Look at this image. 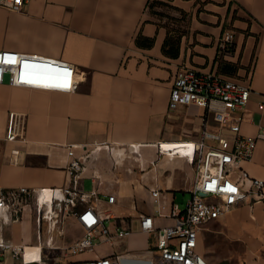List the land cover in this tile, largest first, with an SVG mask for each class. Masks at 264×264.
Wrapping results in <instances>:
<instances>
[{"label": "crops", "instance_id": "1", "mask_svg": "<svg viewBox=\"0 0 264 264\" xmlns=\"http://www.w3.org/2000/svg\"><path fill=\"white\" fill-rule=\"evenodd\" d=\"M152 1L33 0L20 13L0 7V51L73 65L79 82L72 92L13 87L7 78L0 85V191L65 187L68 147L77 146L78 156L88 153L83 188L91 180L88 193L96 192L97 209L105 213L102 205L110 206L119 214L106 212L130 219L133 230L122 240L127 242L123 251L116 249L120 240L96 245L99 257L144 254L153 237L140 231V218L154 217L157 228L171 226L177 194H190L194 185L196 171L186 158L162 155V144L166 152H182L173 144L197 141L203 131L204 110L169 108L178 73L188 69L246 83L252 94L242 134L255 136L264 127V110H259L264 102V0H160L175 8L171 17L187 15L175 23L152 15ZM167 26L186 31L178 58L163 53ZM226 32L234 34V49L220 59ZM140 34L154 40L151 48L137 46ZM12 112L26 119L24 140L14 143L6 141ZM210 119L209 127L215 124ZM13 150L19 151L17 163L11 160ZM244 168L264 181L263 141ZM153 190L160 191V204ZM110 195L116 197L114 205L107 202ZM27 216L28 205L6 227L12 230L10 236L4 231L8 242L28 245L19 232ZM198 252L214 264H264V203L237 207L209 223Z\"/></svg>", "mask_w": 264, "mask_h": 264}, {"label": "built area", "instance_id": "2", "mask_svg": "<svg viewBox=\"0 0 264 264\" xmlns=\"http://www.w3.org/2000/svg\"><path fill=\"white\" fill-rule=\"evenodd\" d=\"M33 0H0V7L20 13ZM264 27V23H263ZM235 38L226 32L219 43V53L226 56L234 49ZM13 87L38 88L54 91H76L79 82L73 65L45 59L37 55L0 51V85L6 78ZM67 85V86H64ZM252 89L236 79L216 74H199L183 70L173 80L169 108L176 111L180 106H196L205 111L203 131L197 141L187 142L191 146L196 177L190 191L191 197L184 210L172 205L169 216L174 220L168 227L157 228L152 216L140 218V231L151 235L152 243L144 254L130 252L113 253L99 257L96 245H114L133 233L131 221L117 218L111 212H101L93 204L97 194L83 188L82 174L89 154L76 155L77 146L68 147L69 164L66 168L68 184L62 188H49L52 194L62 192L63 199H55V210L71 214L84 232L83 237L65 248L67 264H214L198 252L199 237L206 226L241 206L264 203V181L254 178L244 165L252 161L259 142H264V127L255 136L242 134L244 111L250 101ZM264 110V102L259 105ZM212 117L216 127H209ZM26 119L23 115L10 113L6 130V141H23ZM190 157V156H189ZM19 151L13 150L11 160L18 162ZM46 189L31 191L28 188L0 191V264H6L10 256L15 264L43 263L44 249H57L47 241L42 245V257L28 262L25 247L16 246L4 237L6 227L18 220L25 206ZM152 197L160 204V191L153 190ZM109 205L116 203L115 196H108ZM164 209V207L162 208ZM37 224L40 228L50 221L36 207ZM162 216V215H161ZM54 232V231H53ZM41 245V244H40ZM87 256V257H83ZM69 257H76L70 261Z\"/></svg>", "mask_w": 264, "mask_h": 264}, {"label": "rangeland", "instance_id": "3", "mask_svg": "<svg viewBox=\"0 0 264 264\" xmlns=\"http://www.w3.org/2000/svg\"><path fill=\"white\" fill-rule=\"evenodd\" d=\"M165 14H169L168 9H160ZM167 19V18H164ZM167 23L169 21L165 20ZM7 81H9L7 77ZM210 123H213L211 119H209ZM217 126V124L210 125L211 127ZM92 189V182L91 180L87 179L84 181V190L86 192H89ZM191 194L185 193V192H179L177 194L176 202L179 204V207L184 210L186 208L187 202L190 199ZM104 202V198H101ZM103 211H113L116 214H119L118 211L111 208L110 206L103 204L102 205ZM56 220H59V226L58 228L52 233V235L55 237V246L61 247V250H55V249H44L43 256L45 257L43 260V263H37V264H67V251H64L65 248L69 247L72 243L83 237L84 232L81 229V227L77 224V222L74 220L71 214L67 215L65 210L62 212H59V217L55 218ZM48 226L47 224L43 225L41 227V240L39 238L40 235V228L37 224V214H36V206H35V199H32L28 203V216L25 218L23 222V226L21 228L22 239H24L25 242H28V245L26 246V260H37L40 257H42V248H37L38 245L45 246L47 243V237L49 235L48 232ZM19 233V234H20ZM9 236L12 234V230H8V228L5 229V235ZM127 246V242L122 241L119 242L116 246V249L118 251H123ZM87 257V256H83ZM6 264H15L14 261L10 256L6 257ZM17 264H22L21 262H18Z\"/></svg>", "mask_w": 264, "mask_h": 264}, {"label": "trees", "instance_id": "4", "mask_svg": "<svg viewBox=\"0 0 264 264\" xmlns=\"http://www.w3.org/2000/svg\"><path fill=\"white\" fill-rule=\"evenodd\" d=\"M168 9V10H175L174 7H172L169 3L165 1H160V0H154L150 2L149 4V11L152 15L158 16L159 18H167L169 21L172 22H178L187 17V15L183 12L181 13L182 19H176L171 17L168 14H165L162 10L160 9ZM168 30V36L167 39L164 43L163 46V53L165 56L170 57V58H178L180 54V44L183 36L186 34L185 30L179 29V28H171L167 26ZM136 44L140 48H151L154 44L153 39L145 38L141 34L138 36L136 40ZM223 56H220V59H222ZM224 71H228L229 67L228 65H222Z\"/></svg>", "mask_w": 264, "mask_h": 264}, {"label": "bare ground", "instance_id": "5", "mask_svg": "<svg viewBox=\"0 0 264 264\" xmlns=\"http://www.w3.org/2000/svg\"><path fill=\"white\" fill-rule=\"evenodd\" d=\"M187 142H183V143H178V144H173V145H176V146H180L182 147V152H178V153H173V152H166L164 150V145L165 144H162V155H166V156H169V157H175V156H181V157H184L186 158L189 162L190 160H192V151L190 150L191 146L187 145L186 144ZM190 156V157H189ZM64 195L62 192H57V194H52L50 189H46L42 194H40L36 201H35V206L37 208H41V211H43V208L45 207V210H46V218L48 219V221H50V228H51V232H49V235L47 237V241H49L52 245V247H54L55 245V237L52 235L53 231H55L58 226H59V223L60 221L59 220H56L55 218H58L59 217V214L58 212L55 210V206H54V201L55 199H63ZM26 249L27 247L24 246ZM37 248H42V245H38L36 246ZM55 249V248H54ZM57 250V249H55ZM25 258H26V250H25ZM31 261H35V260H31ZM28 260V262H31Z\"/></svg>", "mask_w": 264, "mask_h": 264}, {"label": "snow or ice", "instance_id": "6", "mask_svg": "<svg viewBox=\"0 0 264 264\" xmlns=\"http://www.w3.org/2000/svg\"><path fill=\"white\" fill-rule=\"evenodd\" d=\"M64 86H67V85H64Z\"/></svg>", "mask_w": 264, "mask_h": 264}]
</instances>
